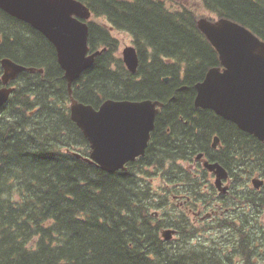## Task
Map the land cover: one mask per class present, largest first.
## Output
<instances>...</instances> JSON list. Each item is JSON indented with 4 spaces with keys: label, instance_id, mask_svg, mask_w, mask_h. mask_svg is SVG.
Masks as SVG:
<instances>
[{
    "label": "trees",
    "instance_id": "trees-1",
    "mask_svg": "<svg viewBox=\"0 0 264 264\" xmlns=\"http://www.w3.org/2000/svg\"><path fill=\"white\" fill-rule=\"evenodd\" d=\"M80 1L92 13L90 51L105 50L72 83V97L95 108L107 98L163 105L144 154L125 171L109 173L86 161L89 144L70 117L52 43L0 9V58L36 69L13 79L0 108V264H264L263 223L241 210L249 203L254 213L264 212V183L258 190L246 186L253 175L264 180V143L193 105L194 84L218 64L194 12L170 10L163 0ZM201 1L264 41V0ZM95 17L133 36L140 57L135 74ZM214 135L219 148L211 146ZM200 152L228 171L227 195L216 193L200 161L191 166ZM198 201L222 204L227 213L193 221L186 208ZM233 201L241 209L231 211ZM164 227L175 229L173 238L162 239Z\"/></svg>",
    "mask_w": 264,
    "mask_h": 264
},
{
    "label": "water",
    "instance_id": "water-1",
    "mask_svg": "<svg viewBox=\"0 0 264 264\" xmlns=\"http://www.w3.org/2000/svg\"><path fill=\"white\" fill-rule=\"evenodd\" d=\"M0 9L28 23L54 46L68 84L70 117L89 144L84 159L109 173L125 171L128 162L144 154L163 102L151 98H107L94 108L71 97L72 82L91 67L102 52L101 49L89 52L87 20L91 12L80 0H0ZM196 24L217 51L220 62L208 68L194 84L193 105L213 110L264 143V41L226 17L214 21L199 17ZM121 58L126 69L135 74L139 65L136 48L126 46ZM0 66L4 84L0 88L2 107L14 90L7 86L8 82L22 71L36 69L10 57L0 58ZM167 78L163 77V81ZM217 142L215 136L212 147H216ZM196 159H201L203 166L215 173V187L225 193L227 186L222 185V179L227 178V170L218 162L203 160L201 153ZM262 182L258 177L252 178L255 188ZM174 232L172 228H164L161 235L168 240Z\"/></svg>",
    "mask_w": 264,
    "mask_h": 264
},
{
    "label": "rangeland",
    "instance_id": "rangeland-1",
    "mask_svg": "<svg viewBox=\"0 0 264 264\" xmlns=\"http://www.w3.org/2000/svg\"><path fill=\"white\" fill-rule=\"evenodd\" d=\"M166 4V6L170 9V10H176L177 8H182L183 6L191 9L194 14L196 15V17L199 16H206V17H212V18H216V14L214 13H210L209 11L205 10V8L202 5V1L201 0H163ZM95 19L98 22L103 23L104 25H106L107 27L111 26L104 18L101 17H95ZM111 34L114 38H116L119 41V48H118V55L121 57V50L127 46V45H131L132 42V37L129 33H127L126 31L123 30H117L114 28H111ZM195 162L191 163V166H194ZM154 176V175H153ZM154 184H158L160 182V179H158L156 176H154V178H152ZM227 184H230V180H227L226 182ZM240 185V184H237ZM240 204L241 203H237L236 201H233L231 206H229V208L231 209V207H235L236 209H241L240 208ZM244 209H241L245 212L248 213L249 218H251L250 214H254V216L259 217L260 220L263 223L264 226V212L260 211L259 213H254L253 212V208L252 206H250L249 203H245L243 204ZM214 210V212H210L211 210ZM221 210V211H218ZM235 210V209H234ZM231 211H233V209H231ZM227 211L225 210V206L222 205L221 207L216 206V205H203L201 204V202H197L196 206H191L188 205V207L186 208V214L193 220V221H198L200 219H205V220H216L219 218H223L225 217ZM212 235V233H209V237Z\"/></svg>",
    "mask_w": 264,
    "mask_h": 264
},
{
    "label": "flooded vegetation",
    "instance_id": "flooded-vegetation-1",
    "mask_svg": "<svg viewBox=\"0 0 264 264\" xmlns=\"http://www.w3.org/2000/svg\"><path fill=\"white\" fill-rule=\"evenodd\" d=\"M90 20H91V19H88V20H87V23H88ZM129 34H130V33H129ZM130 35H131V34H130ZM131 37H132V42H131V44H132L133 46H135V48H136V45L134 44L133 36L131 35ZM115 39H116V38H115ZM117 41H118V40H117ZM118 43H119V41H118ZM53 47H54V46H53ZM89 48H90V47H89ZM54 49H55V48H54ZM98 49H100V48H98ZM98 49H96V50H98ZM102 49H105V47H103ZM136 50H137V48H136ZM94 51H95V50H94ZM89 52H93V51H90V50H89ZM137 53H138V51H137ZM55 54H56V51H55ZM97 56H98V55H97ZM95 58H96V57H95ZM138 58H139V63H140L139 53H138ZM56 60H57V56H56ZM94 61H95V59H94ZM139 63H138V64H139ZM138 66H139V65H138ZM1 69H2V68H1ZM42 69H43V68H42ZM42 69H41V70H42ZM42 71H43V70H42ZM42 71H40V72H42ZM1 74H2V73H1ZM81 74H82V73H81ZM166 76H167V75H166ZM166 76H164V77H166ZM0 77H1V75H0ZM167 77H168V78H167V81H168V80H169V76H167ZM14 80H15V79H14ZM163 80H164V79H163ZM163 80H162V81H163ZM12 81H13V80H11L10 82H8L7 86L14 87V85L12 84ZM167 81H166V82H167ZM3 86H4V84H3L2 81L0 80V88L3 87ZM193 102H194V100H193ZM4 104H5V103H4ZM4 104H3V105H4ZM0 108H1V107H0ZM249 185H250V184H249V182H248V183L246 184V186L249 187ZM228 186H230V184H228ZM238 264H239V263H238Z\"/></svg>",
    "mask_w": 264,
    "mask_h": 264
},
{
    "label": "bare ground",
    "instance_id": "bare-ground-1",
    "mask_svg": "<svg viewBox=\"0 0 264 264\" xmlns=\"http://www.w3.org/2000/svg\"><path fill=\"white\" fill-rule=\"evenodd\" d=\"M216 16H217V15H216ZM216 18H220V17H219V16H217ZM227 19H228V18H227ZM228 20H230V21H231V19H228ZM77 79H78V78H77ZM0 80L2 81L1 77H0ZM75 80H76V79H75ZM75 80H74V81H75ZM74 81H73V82H74ZM73 82H72V83H73ZM14 84H15V83H14ZM71 87H72V84H71ZM15 88H16V87H15ZM74 153H75V155H77V156H79V155H80V154H79V152H75V151H74Z\"/></svg>",
    "mask_w": 264,
    "mask_h": 264
}]
</instances>
